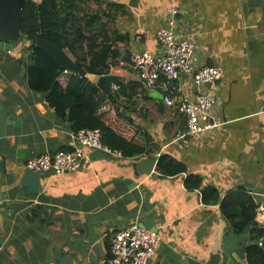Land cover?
Here are the masks:
<instances>
[{
	"label": "crops",
	"instance_id": "crops-1",
	"mask_svg": "<svg viewBox=\"0 0 264 264\" xmlns=\"http://www.w3.org/2000/svg\"><path fill=\"white\" fill-rule=\"evenodd\" d=\"M105 1L120 7L109 26L126 38L117 47L127 62L135 52H158L157 28L172 8L182 11L186 24L180 27L195 44L193 69L216 66L223 72L211 86L212 112L223 125L199 140L184 137V117L164 105L163 97L176 87L195 100L189 77L175 86L162 78L145 89L133 69H114L109 74L119 79L111 87H128L118 101L125 120L120 133L133 142L146 136L148 154L119 158L81 147L69 122L30 87L26 45L0 47V264H107L113 234L133 225L159 235L148 264H184L186 257L247 264L249 232L235 233L219 204L205 205L201 195L205 187L215 188L220 198L244 190L258 204L256 221L264 224V0ZM74 148L84 153L81 169L40 173L37 191L23 183L26 160ZM161 154L184 171L159 173ZM144 158H156L148 175L136 173ZM189 175L201 178L198 189L185 187Z\"/></svg>",
	"mask_w": 264,
	"mask_h": 264
},
{
	"label": "trees",
	"instance_id": "trees-1",
	"mask_svg": "<svg viewBox=\"0 0 264 264\" xmlns=\"http://www.w3.org/2000/svg\"><path fill=\"white\" fill-rule=\"evenodd\" d=\"M90 3L97 8H92ZM119 9L118 5L105 0H43L39 4L25 0L21 35L27 39L25 49L30 53L28 81L31 88L43 95L57 117L69 122L73 132L98 129L102 144L110 150L120 152L124 158L142 157L148 154V138L133 142L120 133L125 120L119 112L118 101L128 87L117 82L118 90L105 95L86 76L107 75L110 67L123 58L117 45L126 38L109 26ZM38 34L60 46L86 74L69 73L62 88L57 79L63 68L35 46ZM169 160L167 155L161 154L156 170L165 175L184 171L182 164ZM184 184L189 190L198 189L201 178L189 175ZM201 198L205 205L219 204L221 214L231 223L235 233L249 232L250 243L244 249L247 264H264V224L256 221L258 204L253 197L239 189L220 198L215 188L205 187Z\"/></svg>",
	"mask_w": 264,
	"mask_h": 264
},
{
	"label": "built area",
	"instance_id": "built-area-1",
	"mask_svg": "<svg viewBox=\"0 0 264 264\" xmlns=\"http://www.w3.org/2000/svg\"><path fill=\"white\" fill-rule=\"evenodd\" d=\"M182 21V11L172 8L165 24L156 30L158 52L144 50L132 53L129 62L120 60L117 65L110 67L109 72L131 68L135 78L145 89H152L162 78L176 82L182 77H189L191 86L196 91V99L186 98L179 89L173 87L171 93L163 97V103L169 108H175L184 117L183 136L199 140L203 134L223 125V121L212 112L216 96L211 89L212 85L221 80L223 72L216 66L193 69L195 44L188 36L189 32L180 27V24H186ZM69 73L71 72L63 69L57 79L62 88L66 85ZM111 90L117 91L118 87L113 85ZM74 137L81 147L100 149L122 157L120 152L112 151L102 144L98 129H80L74 132ZM84 159L80 148L60 149L52 154H42L26 160L25 167L37 174L61 175L81 169ZM4 203L5 200L0 199V211ZM159 245L160 238L156 231L146 230L138 225L119 230L111 238L107 264H148Z\"/></svg>",
	"mask_w": 264,
	"mask_h": 264
},
{
	"label": "water",
	"instance_id": "water-1",
	"mask_svg": "<svg viewBox=\"0 0 264 264\" xmlns=\"http://www.w3.org/2000/svg\"><path fill=\"white\" fill-rule=\"evenodd\" d=\"M25 0H0V47L5 50H11L18 45H26L27 39L21 35V26L23 21V6ZM80 35L85 39V35L81 29L78 28ZM35 46L40 50L51 56L55 62L63 69L70 71L71 73L85 75V70L80 68L71 57L57 44H52L38 34L35 38ZM89 78H93V82L104 92L110 93L111 83L117 79L118 76L111 74L95 76L87 75ZM172 85H175L172 81ZM156 158H144L136 164L137 174H150L154 168ZM4 163L0 162V172L4 171ZM23 183L33 188V191H37L40 186L39 174L30 170H26L23 175ZM184 264H204L192 257H186L183 261Z\"/></svg>",
	"mask_w": 264,
	"mask_h": 264
}]
</instances>
